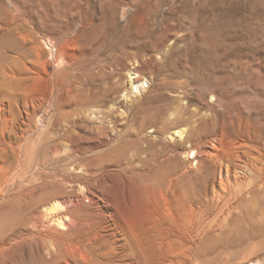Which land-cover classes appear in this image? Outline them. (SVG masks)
Instances as JSON below:
<instances>
[{
	"label": "bare ground",
	"instance_id": "bare-ground-1",
	"mask_svg": "<svg viewBox=\"0 0 264 264\" xmlns=\"http://www.w3.org/2000/svg\"><path fill=\"white\" fill-rule=\"evenodd\" d=\"M39 6L0 18V196L27 177L13 176L12 157L21 165L37 150L45 153L44 184L125 178L129 169L157 173L159 183L154 218L145 227L130 228L119 242L83 227L62 242L58 252L66 264L75 259L69 249L93 264H180L203 233L240 213L264 226V122L260 137L248 121H264V102L254 100V71L235 65L220 76L227 84L217 82L214 101L232 131L225 133L220 122L211 144L203 143V106L188 92L199 94L196 73L203 69L201 6L184 0H42ZM125 8L130 14L121 21ZM196 23L202 37L192 53L188 33ZM37 33L54 40L53 71ZM91 144L105 148L97 152ZM194 161L206 168L191 186ZM59 162L75 172L53 171ZM66 196L76 195L61 190L44 203L58 226L89 218L67 205ZM61 208L64 216H57Z\"/></svg>",
	"mask_w": 264,
	"mask_h": 264
},
{
	"label": "rangeland",
	"instance_id": "rangeland-1",
	"mask_svg": "<svg viewBox=\"0 0 264 264\" xmlns=\"http://www.w3.org/2000/svg\"><path fill=\"white\" fill-rule=\"evenodd\" d=\"M184 1L190 8L194 6L203 8V69L196 73L199 94L197 95L195 90H188V92L191 96L197 97L200 106H203V143L211 144L217 136L220 122L224 123L225 133L232 131L227 115L218 114L222 107L214 101L217 95V82L223 86L227 84V81L220 76H224L228 68L230 70L235 65L241 67L249 64L250 69L254 71L252 76L256 82L253 87V91L256 92L254 100L259 99L264 102V0ZM41 2L42 0H0V18L9 16L7 14H15L14 12L19 8L24 9L34 5L37 6L38 11H41L39 6ZM124 10L122 16L120 12L118 13L121 21L130 14L129 8ZM60 18L63 23L69 21V17L63 10ZM4 32V27H0V34ZM188 34L193 40L192 53H196L198 40L202 37V25L194 24L189 28ZM36 36L42 51L44 50V58L50 61L49 70L53 71L56 63L50 52L55 50L54 40L50 41L46 35L41 33H37ZM202 78L203 83L200 81ZM119 99L123 100V97ZM42 111L40 109L35 118L39 125L42 124ZM209 121L212 122L209 123ZM248 121L251 126L255 127L253 134L262 137L263 132L259 124L264 121L256 122L253 116ZM91 148L102 152L105 147L91 144ZM44 154L42 150H37L34 155L29 157L25 155L21 165H18L15 155L12 157L13 176L17 177L19 172H23L27 174V177L26 180L17 182L18 184H15L8 193L0 196V245L2 246V258L6 264H66L58 252L62 247V242L74 236L83 227L88 226L99 230L108 235L111 240L119 242L122 235L130 228L135 229L139 225L145 227L152 216L154 218L157 204L154 198L155 190L159 184L157 173L139 174L137 170L129 169L123 173L126 175L125 178L112 177L110 180L89 182L80 180L79 183L66 182L60 187L42 182L44 169L41 163ZM63 164L61 162L54 164L53 171L57 170L64 174L75 172ZM205 168V163L203 166H197L195 161L191 166L189 165L191 186L194 181L202 179ZM39 173L41 176H36ZM61 190L65 194L74 193L76 195L74 197H65L67 205L75 208L79 215L86 214L89 218L70 220L67 227L58 226L53 221L54 214H49L43 208L45 201ZM113 206H115L114 210ZM61 209L56 213L57 216H64L65 210ZM260 225L255 215L240 213L222 229L216 230L215 228L203 233V239L192 250L193 252L182 253L180 264H264V226ZM69 252L74 255L75 259L70 260L68 264H93L87 257H82L78 251L69 249Z\"/></svg>",
	"mask_w": 264,
	"mask_h": 264
}]
</instances>
